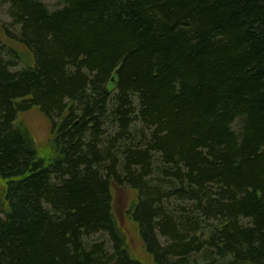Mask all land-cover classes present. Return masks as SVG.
Listing matches in <instances>:
<instances>
[{
  "label": "trees",
  "instance_id": "1",
  "mask_svg": "<svg viewBox=\"0 0 264 264\" xmlns=\"http://www.w3.org/2000/svg\"><path fill=\"white\" fill-rule=\"evenodd\" d=\"M56 1L0 0V264H146L113 187L152 264H264V0Z\"/></svg>",
  "mask_w": 264,
  "mask_h": 264
},
{
  "label": "rangeland",
  "instance_id": "2",
  "mask_svg": "<svg viewBox=\"0 0 264 264\" xmlns=\"http://www.w3.org/2000/svg\"><path fill=\"white\" fill-rule=\"evenodd\" d=\"M43 3L50 9L56 10L59 8V3L56 0H43ZM8 27L15 31V28L11 26V22L8 18L7 7L0 9V37L1 41H4L2 36V28ZM18 51V47L14 48ZM21 49V48H20ZM23 50V49H21ZM24 51V50H23ZM25 58L27 57L30 61V55L27 51H24ZM15 126L19 128L26 129L29 134L32 136L35 141L38 150L41 152L49 151V143L51 140L50 134V124L49 122L38 112L37 108H32L27 112L20 113L17 116ZM234 129L239 128V122H236L233 126ZM3 186L0 184V195L2 192ZM113 194V210L115 214L118 215L119 219L122 221L125 230L127 231V238L131 247L132 255L146 264H152L150 259L146 256L142 242L140 241L137 233L133 229V224L129 222L126 217V211L130 205V200L133 197V193L125 188H112Z\"/></svg>",
  "mask_w": 264,
  "mask_h": 264
},
{
  "label": "water",
  "instance_id": "3",
  "mask_svg": "<svg viewBox=\"0 0 264 264\" xmlns=\"http://www.w3.org/2000/svg\"><path fill=\"white\" fill-rule=\"evenodd\" d=\"M116 83H117V70L113 71V73H112V75L110 77V80H109L108 85H107L108 90L109 91L114 90V88L116 86Z\"/></svg>",
  "mask_w": 264,
  "mask_h": 264
}]
</instances>
